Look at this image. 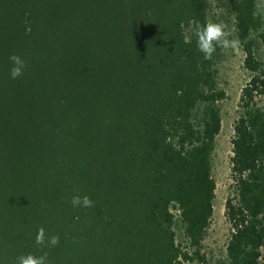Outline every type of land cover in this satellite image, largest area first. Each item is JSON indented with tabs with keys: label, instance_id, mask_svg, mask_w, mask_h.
I'll return each mask as SVG.
<instances>
[{
	"label": "trees",
	"instance_id": "16d2710c",
	"mask_svg": "<svg viewBox=\"0 0 264 264\" xmlns=\"http://www.w3.org/2000/svg\"><path fill=\"white\" fill-rule=\"evenodd\" d=\"M214 2L228 3L249 73L219 264H262V0H0V264H212L226 92L195 31Z\"/></svg>",
	"mask_w": 264,
	"mask_h": 264
},
{
	"label": "rangeland",
	"instance_id": "374dc122",
	"mask_svg": "<svg viewBox=\"0 0 264 264\" xmlns=\"http://www.w3.org/2000/svg\"><path fill=\"white\" fill-rule=\"evenodd\" d=\"M226 5L228 6V3L225 2L212 3L209 23L221 24L223 29L230 33L228 39L237 40L235 21ZM259 8L264 18V0ZM215 53L219 68V83L226 92V100L222 103V129L216 141L213 158V178L216 182L214 215L202 246V252L212 264H219L226 258V248L230 238V228L225 213L226 202L234 186L231 163L232 141L240 97L249 80V73L245 68V54L239 43L235 49L217 48ZM262 264H264V249Z\"/></svg>",
	"mask_w": 264,
	"mask_h": 264
},
{
	"label": "clouds",
	"instance_id": "9594fccd",
	"mask_svg": "<svg viewBox=\"0 0 264 264\" xmlns=\"http://www.w3.org/2000/svg\"><path fill=\"white\" fill-rule=\"evenodd\" d=\"M195 35L197 37V48L203 53L205 60H211L213 54L217 48H237L238 41L235 39L229 40L230 33L223 29V26L219 23H206L203 26L197 25ZM10 60L14 63V67L11 70V77L16 79L22 75V69L24 62L18 56H11ZM74 206L82 204L83 207H91L92 202L88 197H84L83 201L79 197H76L72 201ZM45 242L44 229H40L36 243L43 244ZM59 242L58 237H51L49 243L52 246L57 245ZM18 264H47V256L34 257L32 255L21 256L18 258Z\"/></svg>",
	"mask_w": 264,
	"mask_h": 264
}]
</instances>
